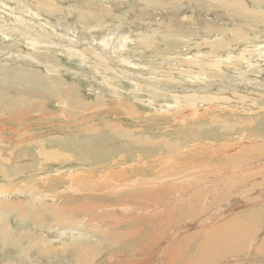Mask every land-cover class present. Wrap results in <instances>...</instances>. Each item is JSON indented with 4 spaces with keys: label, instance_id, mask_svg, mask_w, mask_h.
Wrapping results in <instances>:
<instances>
[{
    "label": "rangeland",
    "instance_id": "obj_1",
    "mask_svg": "<svg viewBox=\"0 0 264 264\" xmlns=\"http://www.w3.org/2000/svg\"><path fill=\"white\" fill-rule=\"evenodd\" d=\"M235 1L0 0V264H183L239 214V252L199 264H264V2ZM181 175L210 188H153Z\"/></svg>",
    "mask_w": 264,
    "mask_h": 264
},
{
    "label": "bare ground",
    "instance_id": "obj_2",
    "mask_svg": "<svg viewBox=\"0 0 264 264\" xmlns=\"http://www.w3.org/2000/svg\"><path fill=\"white\" fill-rule=\"evenodd\" d=\"M230 3H233V4H235L236 6H238V8H240V6H242L243 4L242 3H240V2H236L235 0H228ZM149 2V1H148ZM151 2V1H150ZM153 2V1H152ZM223 2H225V1H223ZM236 2V3H235ZM260 2H264V0H254V3L256 4V5H260ZM157 3H158V1H157ZM151 4V3H150ZM191 4V3H190ZM176 5H177V3H176ZM174 5L175 6V8L174 9H178L179 8V6H180V4L179 5ZM222 5H225V4H222ZM231 5V4H230ZM247 5V4H246ZM226 6V5H225ZM191 7V6H190ZM231 7V6H230ZM155 8V7H154ZM226 8V7H225ZM250 9V8H249ZM173 10V9H172ZM253 11V10H252ZM179 12V11H178ZM227 12V11H226ZM237 12V11H236ZM235 12V13H236ZM145 14V13H144ZM177 17V16H176ZM238 18V17H237ZM238 20H239V18H238ZM180 23H182V24H184V23H186V21H184V19L182 18V17H180ZM196 22H198V24H197V26H198V28L199 29H193L194 27H195V25L193 26V27H187V26H181L178 30H179V33L181 34H183V33H189V34H193V32H194V30L196 31V32H201V36H203V35H208V32H211V30L209 29V28H212V27H210L209 25H201L200 23H199V21H196ZM195 23V22H194ZM162 25V24H161ZM192 25V24H191ZM200 25V26H199ZM227 26V25H226ZM222 27V26H221ZM225 28V27H224ZM246 28V27H245ZM245 30V29H244ZM234 31V30H233ZM237 31V30H236ZM228 32V31H227ZM246 32V31H245ZM224 33H225V30H224ZM226 34V33H225ZM204 37V36H203ZM206 37V36H205ZM204 37V38H205ZM111 39V38H110ZM92 40V39H91ZM130 40V39H129ZM205 41H207V40H205ZM95 42V41H94ZM182 42V41H181ZM183 43V42H182ZM143 46V45H142ZM210 57V56H209ZM109 59V58H108ZM263 59V58H262ZM199 60V59H198ZM217 74H219V73H217ZM202 77V76H201ZM261 86V85H260ZM263 88V87H262ZM211 92H213V91H211ZM212 95V94H211ZM243 142V141H242ZM232 145V144H231ZM239 149V148H238ZM250 162H251V160H250ZM250 172H252V173H254V172H256V173H261L262 171H260V170H258L257 171V169H255V170H249ZM249 171H247L248 173H250ZM197 172V171H196ZM92 175V174H91ZM105 176H106V174H105ZM91 177V176H90ZM93 177V176H92ZM232 177V176H231ZM195 178H198V181H200V183L199 184H196V185H192L191 184V182L190 181H188V182H186L185 184H184V186H182V185H179V181L180 180H182V181H186V180H188V179H195ZM263 181H264V176H263ZM88 180V179H87ZM96 181H97V179H96ZM95 181V182H96ZM241 181H244V179H241ZM89 182V181H88ZM97 182H99V181H97ZM222 182H224L223 181V179H220L219 180V183L220 184H222ZM101 183H103V184H101V186L104 188V190H111L110 188H113L115 191L116 190H120V189H123V188H125V187H129V185L127 184V183H120L119 182V179H118V172L116 171V170H112L111 171V174L108 176V180L105 182H101ZM147 183V182H146ZM88 184V183H87ZM91 184V183H90ZM115 184V185H114ZM145 184V183H144ZM168 184H170L171 186H173V187H177V188H179V189H181V190H179L180 192L178 193V196L177 197H171V196H168V197H170V198H177V199H182V200H184V199H186L185 197H186V194H185V190L183 189V187H203V188H210V187H204V175H197V176H192V175H181V176H177V177H172V178H167V179H164V180H161L160 182H159V185L158 186H154L153 188L154 189H156V190H164V189H166L167 187H168ZM79 185H81V186H79V187H82V184H79ZM98 185V184H97ZM146 185V184H145ZM155 185V184H154ZM83 186H84V184H83ZM95 186H96V184H95ZM95 186L93 187L94 189H95ZM114 186V187H113ZM151 186V185H150ZM86 187H87V185H86ZM89 187V186H88ZM98 187V186H97ZM99 187H100V184H99ZM101 187V189H103ZM138 187H140V186H138ZM82 188H85V186L84 187H82ZM81 188V189H82ZM91 188V187H90ZM89 188V189H90ZM92 188V189H93ZM130 188H132V187H130ZM134 188V187H133ZM97 189V188H96ZM99 189V188H98ZM80 190V189H79ZM85 190V189H84ZM86 190H87V188H86ZM138 190H143V189H141V188H136V191H138ZM113 191V190H112ZM161 191H159V192H161ZM78 192V191H77ZM102 192V191H101ZM104 192V191H103ZM111 192V191H110ZM143 192V191H142ZM164 192H167V191H164ZM107 193V192H106ZM113 193V192H112ZM144 194V193H143ZM132 195V194H131ZM215 196V195H214ZM211 197V196H210ZM242 197V196H241ZM184 198V199H183ZM125 199V198H124ZM190 199H192V198H190ZM101 199H99V202H95V205H92L91 207H94V206H99L100 207V205H101V201H100ZM94 201V200H93ZM163 201V200H162ZM178 202H177V205H178V203L179 204H181L180 203V200H177ZM103 202V201H102ZM171 202V201H170ZM176 202V201H175ZM182 202V201H181ZM196 202V201H195ZM107 203V202H106ZM190 203V202H189ZM103 204H104V202H103ZM114 203H108V205H113ZM155 204V203H154ZM183 204V203H182ZM89 205H90V203H89ZM89 205H87V206H89ZM120 205V204H119ZM152 205V204H151ZM156 205V204H155ZM168 205H169V202H168ZM176 205V204H175ZM199 205V204H198ZM197 205V206H198ZM120 206H122V204L120 205ZM163 206V205H162ZM166 206V205H165ZM171 206V205H170ZM180 206V205H179ZM178 206V207H179ZM182 206V205H181ZM180 206V207H181ZM185 206V205H184ZM102 208H104V207H106V206H101ZM111 207H114V205L113 206H111ZM161 207V206H160ZM199 207V206H198ZM84 208H85V206H84ZM122 208V210L123 211H133V210H136V211H138V210H142V209H138V208H136V207H132V206H129L128 204H125L124 206H122L121 207ZM154 208H155V206H154ZM175 208V207H174ZM186 208V207H185ZM183 209L184 210V212L183 213H185L186 211L185 210H187V208L186 209ZM113 209V208H112ZM156 209V208H155ZM158 209H160V208H157L156 210H158ZM162 209H164V206L162 207ZM161 209V211H163ZM173 209V208H172ZM176 209H178V208H176ZM175 209V210H176ZM87 210V209H86ZM91 210V209H90ZM98 210V209H97ZM104 209H100L99 211H103ZM108 210H111V209H108ZM143 210H145L146 212H148L147 211V209H143ZM149 210V209H148ZM151 210V209H150ZM150 210H149V212H150ZM105 211V210H104ZM152 211V210H151ZM158 211H160V210H158ZM169 211H171V210H169ZM180 211V210H179ZM178 211V212H179ZM155 212V211H154ZM157 212V211H156ZM181 212V211H180ZM179 212V214H182V213H180ZM89 213H91V212H89ZM101 213V212H100ZM99 213V215H101ZM159 213V212H158ZM168 213V212H167ZM171 213V212H170ZM176 213V212H175ZM87 214V213H86ZM144 214H146V213H144ZM186 215H189L187 212L185 213ZM192 214V213H191ZM194 214V213H193ZM192 214V215H193ZM93 215V214H92ZM92 215L90 216V219L92 218ZM98 215V214H97ZM96 215V216H97ZM256 215V214H255ZM54 216H56V215H54ZM94 216V215H93ZM96 216H94V217H96ZM191 216V215H190ZM213 217V216H212ZM255 217V216H254ZM258 217V216H257ZM55 219H56V217H54ZM58 218V217H57ZM250 218H253V216H249L247 219H246V215H242V214H239V215H236V217H234L233 216V219H229V220H227V221H223V222H221V223H219L218 225H213V226H211L210 228H208V229H201V230H199L198 231V233H195V234H197V235H195V236H198V239H199V237L202 239V240H199V241H201V243H200V245L198 246V251H197V254H196V256L195 257H193V258H190V259H187L186 258V260H184V263L183 264H199V263H201L200 262V260L203 258V256L206 254L207 255V253H208V256H209V260L210 261H212L213 259H215L216 257H218L219 256V258L218 259H222V256L223 255H225L226 257H227V254L229 255V256H232V255H235V254H237L238 252H239V248L241 247V245H240V243H242V241H243V239H245V240H247V238L249 237V235L250 234H252V232L250 231V230H247V228L246 227H244V224L246 223V222H248L247 220H249ZM180 219V218H179ZM72 220V219H71ZM99 220V219H98ZM97 220V221H98ZM181 220V219H180ZM58 221V220H57ZM83 222V221H82ZM215 222V221H214ZM251 222V220L249 221V223ZM92 223V222H91ZM101 223V222H100ZM86 224H88V223H86ZM99 224V223H98ZM247 225V224H246ZM255 225V224H254ZM87 226V225H86ZM101 226V225H100ZM248 226V225H247ZM177 227V226H176ZM191 227V226H190ZM189 227V228H190ZM57 228V227H56ZM174 228H175V226H174ZM207 228V227H206ZM135 229V228H134ZM138 229V228H137ZM137 229H135V231H137ZM188 229V228H187ZM79 230V229H78ZM139 230H141V229H139ZM138 230V231H139ZM98 230L95 228V227H93L89 232H97ZM134 231V230H133ZM186 231V230H185ZM177 232H179V228L177 229V231H176V233ZM133 233V232H132ZM138 233V232H137ZM194 233H190L189 234V236H187V237H185L184 238V241L186 240V239H190V238H188V237H190V236H192ZM61 235V234H60ZM85 235V234H84ZM88 236H90L89 234H87ZM135 235H136V233H135ZM186 236V235H185ZM76 238H78V239H80L81 237L80 236H75ZM91 237H93L94 238V236L91 234ZM130 238V237H129ZM192 238V237H191ZM197 238V237H196ZM96 239V238H95ZM172 240H173V238H172ZM175 242L176 243H179L180 245H182V240H179V241H177V239L175 238ZM262 241V243L264 242V238H262L261 239ZM174 241V240H173ZM197 242V241H196ZM243 243H245V241L243 242ZM184 244H186V243H184ZM86 245V244H85ZM84 245V246H85ZM77 246V245H76ZM170 246V245H169ZM179 247L180 246H175V248L176 249H179ZM86 248H88V246L86 247H83V246H81L80 245V247L78 248V246H77V257H75L76 259H78V257H80V256H83L79 261H81V262H83V263H87V262H89L90 261V256H89V252H91V249L89 248L88 250H86ZM47 250H46V253H48V255L51 253V251H52V249L49 247V248H46ZM61 249V248H60ZM70 249V248H69ZM144 249V248H143ZM65 250V249H64ZM86 250V251H85ZM142 250V249H141ZM169 250L170 251H176L175 249H174V247L173 246H170L169 247ZM237 250V251H236ZM59 251H61V250H59ZM84 251V254L82 253ZM170 251H169V253H170ZM53 252V251H52ZM142 252V251H141ZM140 253V252H139ZM86 254V255H85ZM143 254V253H142ZM75 255V254H74ZM221 255V256H220ZM170 256V255H169ZM178 256V255H177ZM180 256V255H179ZM208 256H206L205 258H204V261L206 260V258L208 257ZM67 257V256H66ZM94 259V258H93ZM181 259V258H180ZM224 259V258H223ZM222 259V260H223ZM91 261H92V258H91ZM209 261V262H210ZM234 262H237V260L235 259L234 260ZM91 263V262H90ZM141 263V262H140ZM145 263V262H144ZM148 263V262H147ZM226 264H229V263H226Z\"/></svg>",
    "mask_w": 264,
    "mask_h": 264
}]
</instances>
